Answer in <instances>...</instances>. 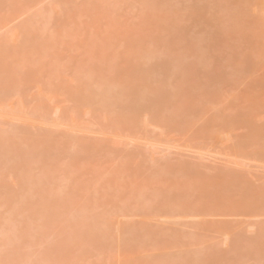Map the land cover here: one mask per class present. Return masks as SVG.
Listing matches in <instances>:
<instances>
[{"label": "bare ground", "instance_id": "obj_1", "mask_svg": "<svg viewBox=\"0 0 264 264\" xmlns=\"http://www.w3.org/2000/svg\"><path fill=\"white\" fill-rule=\"evenodd\" d=\"M0 264H264V0H0Z\"/></svg>", "mask_w": 264, "mask_h": 264}]
</instances>
